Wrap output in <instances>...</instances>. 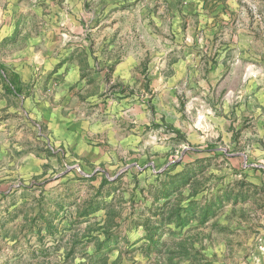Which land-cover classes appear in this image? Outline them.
<instances>
[{
  "label": "rangeland",
  "instance_id": "1",
  "mask_svg": "<svg viewBox=\"0 0 264 264\" xmlns=\"http://www.w3.org/2000/svg\"><path fill=\"white\" fill-rule=\"evenodd\" d=\"M11 1L0 58L37 66L19 93L92 134L38 142L40 166L0 161V264H264V0L246 10L249 51L222 70L219 28L206 39L189 0ZM108 218L115 239L96 252Z\"/></svg>",
  "mask_w": 264,
  "mask_h": 264
},
{
  "label": "crops",
  "instance_id": "2",
  "mask_svg": "<svg viewBox=\"0 0 264 264\" xmlns=\"http://www.w3.org/2000/svg\"><path fill=\"white\" fill-rule=\"evenodd\" d=\"M189 2L197 3L193 5L198 8L199 26L201 27L203 22L206 24L204 27L209 28L203 32L206 39H212L214 36H209L212 26L219 28L216 29V32L220 36L219 42L223 43L220 46L219 56L222 55L220 59H223L217 64V70L228 67L232 58H225L226 56L230 57L229 55L240 51H249L248 49L252 44L246 13V10L249 11V0H189ZM13 3H17V1L0 0V46L6 38L15 32V22L18 16L12 10V5H15ZM21 5L25 7V3H21ZM19 12L22 14V22H34L35 9H29L26 13L23 9H18ZM25 49V55L38 51V48L31 45L26 46ZM190 53L188 51V54ZM20 60L12 61L1 57L0 67L4 68L11 76L17 77L18 85L24 92V87H27L33 79L30 70L36 69L37 66L32 65L29 70L27 65L24 66V60ZM182 63L187 64V62ZM45 64L48 65L46 62ZM199 65V61H191L185 65V68L195 70ZM229 67H232L231 64ZM42 68H45V65ZM58 72L61 73V70ZM63 72L64 69H62ZM4 88L0 78V161L8 158L19 162L21 165L40 166L45 162L46 155L40 153L39 148L36 147L38 142L44 141L50 145L53 143V146L57 148L72 149V143H75L73 140L81 142L92 134L90 131H86L87 129L85 132H82V128L78 129L77 121L72 122L71 120L72 112L65 113L68 111L53 108L39 94L8 93L5 92ZM258 91L256 92L257 95L254 93L253 96L261 101L264 90L261 88ZM40 127L45 128L47 136L40 133ZM35 131L37 132L36 136ZM35 142L37 144H32ZM42 146L45 148L44 144Z\"/></svg>",
  "mask_w": 264,
  "mask_h": 264
},
{
  "label": "trees",
  "instance_id": "3",
  "mask_svg": "<svg viewBox=\"0 0 264 264\" xmlns=\"http://www.w3.org/2000/svg\"><path fill=\"white\" fill-rule=\"evenodd\" d=\"M0 78L2 79L5 88L8 92H14L15 94H18L21 90L20 87L18 85V81H17V77L16 76H12L11 78L8 77V74L6 73V71L4 70V68L0 67ZM188 208L185 212H189L192 210V206H197V204L193 201H189L187 204ZM164 207H169V212L167 214L168 219L170 218H176L181 222V226H183V221L180 219V211L181 209H179L178 207H176L174 205V203L171 200H168L164 205H162L160 207V210L164 211ZM110 216V213H108L107 217ZM160 221H164V219H161ZM112 221L108 218L105 221V225L101 228V230H103V235L105 236V240H97V244H96V252H100L103 246L108 247L110 244V238H114L115 239V234L111 235L113 232H110V230L106 227V225L109 223H111ZM171 222V221H170ZM152 224V222L150 221V219H145V230L147 231V238L149 240L150 243L154 242V237H160L157 236L155 228L154 227H150V225ZM111 235V236H110ZM162 246H165V243L161 244ZM102 264H106V260H101Z\"/></svg>",
  "mask_w": 264,
  "mask_h": 264
}]
</instances>
